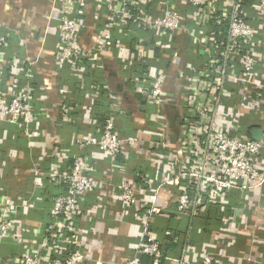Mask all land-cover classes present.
Listing matches in <instances>:
<instances>
[{
	"label": "crops",
	"instance_id": "0c3cea01",
	"mask_svg": "<svg viewBox=\"0 0 264 264\" xmlns=\"http://www.w3.org/2000/svg\"><path fill=\"white\" fill-rule=\"evenodd\" d=\"M97 3L84 2V9L88 11L85 12L86 28L80 37L85 45L89 44L92 33L100 32L107 23L106 3L99 2V7ZM143 4L145 12L155 15L166 9L165 2L156 0H145ZM178 8H183L181 1ZM241 13L255 27V42L260 45L259 53L264 59V18H259L256 1L241 0ZM0 22L4 23L0 26V36L5 41L4 59L18 63L35 59L30 77L10 78L7 83L11 91H19L25 83L33 86L34 120L11 129L0 122V188L13 201L31 195L27 197L28 207L19 215L25 236L32 231H44L51 221L52 200L64 189L62 183L53 184L48 180L49 167H58L66 173L76 155L84 154L95 169L93 178L100 182L98 189L81 198L80 212L74 222L76 227L88 230V238L83 239L87 251L84 264H126L135 255L141 220L135 216L134 208L119 200L116 187L123 178L142 184L144 171L155 181L148 184L152 189L162 179L170 178L157 196L156 204L165 210L148 217L163 250L162 264H174L176 259L200 261L202 253H207L216 264H264V191L248 196L233 190L220 201L209 203L204 210L189 214L177 212L174 206L178 192L181 187L189 190L191 180L171 178L167 167L170 161L166 159L152 164L145 158L146 151L156 149L162 153L158 147L160 133L149 120L153 107L145 95L136 91V81L144 73L147 75L149 69L164 71L167 77L163 88L167 97L184 100L185 78L205 61L199 53L203 49L196 35L199 28L185 17L180 30L169 39H162L164 49L157 46L160 38L155 31L139 29L133 36L121 35L123 32L118 31L121 46L105 52L99 65L84 67L82 77L72 78L68 66L56 68L58 34L51 0H0ZM213 30L205 27L204 32L213 36ZM67 79H74L76 84H70ZM48 84L52 89L46 90ZM101 90L108 104L105 112L115 118L119 135L136 136L140 140L137 150L125 147L115 161L93 146L80 148L75 143L79 134H98L99 124L93 113L97 103L104 105ZM86 105L90 106V112L82 109ZM62 106L72 109L65 121L60 118ZM169 107L170 103L161 106L171 116L174 109ZM257 114L260 120L264 109ZM250 117H244V124L251 123ZM260 125H264V119ZM53 153L60 155L55 162ZM173 161L172 167L178 171V159ZM37 180L40 182L34 186ZM45 199H49L48 204ZM26 246L21 240L4 242L0 246V264L3 258L8 264L12 259H19ZM28 246L37 248L38 239ZM138 257L137 264H149L148 257Z\"/></svg>",
	"mask_w": 264,
	"mask_h": 264
},
{
	"label": "built area",
	"instance_id": "2783aa9c",
	"mask_svg": "<svg viewBox=\"0 0 264 264\" xmlns=\"http://www.w3.org/2000/svg\"><path fill=\"white\" fill-rule=\"evenodd\" d=\"M85 1L89 5V0H51L58 34L56 68L68 66L72 78L82 77L84 67L99 65L105 52L121 46L118 31L126 36H133L139 29L155 31L160 38L157 46L164 49L162 39H169L180 30L185 17L199 28L196 35L200 49L203 48L199 53L204 55L205 61L185 78L184 100L167 97L163 88L167 77L164 71L149 69L135 84L136 91L145 95V100L153 107L149 120L160 133L158 147L162 153L156 149L146 151L145 158L152 164L166 159L170 161L167 167L171 178L191 180L189 190L180 188L175 210L187 214L204 210L209 203L220 201L233 190L248 196L264 191V125H260L264 117L260 116L259 120L257 114L264 109V69H261L264 59L259 53L260 45L255 42L254 25L242 17L241 0H156L165 2L166 9L160 15L145 12V0H93L106 3L107 23L100 32L92 33L86 45L80 37L86 28ZM180 1L182 10L178 8ZM254 1L259 18H264V0ZM2 24L0 22V26ZM205 27H213L211 34L216 38L204 32ZM4 43L0 36V122L16 127L34 120V88L25 83L19 91H11L7 83L10 78L30 77L35 59L27 58L23 63L7 61L2 55ZM49 89H52L50 84L46 87ZM166 103L174 109L171 116L161 108ZM89 107L82 109L90 112ZM60 111V118L65 121L72 109L62 106ZM246 115L251 119L249 124L243 122ZM98 127L97 135H77V147L93 146L112 161L124 153L125 147L137 150L139 138L120 136L113 115H106ZM257 128L262 134L256 141L250 134ZM58 158L59 153H53L54 162ZM173 158L178 159V171L172 167ZM94 174L95 169L84 154L76 155L66 173L58 167H49L48 180L53 184L62 183L64 190L52 200L51 221L44 231H32L26 236L19 215L28 207L27 197L31 195L13 201L0 188V246L8 240H21L27 245L21 257L12 259L11 264L85 263L87 251L83 239L88 238V230L76 227L74 222L80 212L81 198L100 186ZM146 174L145 171L141 174L142 184L123 178L116 187L119 200L134 208L135 216L141 220L135 255L126 264H137L140 255L148 257L149 264L163 261L159 238L148 223V217L165 210L156 204L157 196L170 178L162 179L152 189L148 184L154 179ZM39 182L37 180L34 186ZM35 239H38V247L28 246ZM214 262L207 253H202L200 261L176 259L174 264H216ZM1 263L8 264L4 258Z\"/></svg>",
	"mask_w": 264,
	"mask_h": 264
},
{
	"label": "trees",
	"instance_id": "16d2710c",
	"mask_svg": "<svg viewBox=\"0 0 264 264\" xmlns=\"http://www.w3.org/2000/svg\"><path fill=\"white\" fill-rule=\"evenodd\" d=\"M68 78H70V77H68ZM67 81H68L70 84H76V83H75L76 81H75L74 79H67ZM98 84L101 85V86H103V85H102L103 83L98 82ZM73 86H74V85H73ZM100 95H101L100 98H102V100H104V101H103V102H104V105H100V104L97 103V105H96V109H94V113H95V116L97 117V122H99L98 124H99V125H102V121H103L104 117L107 115V112H105V111H106V105H108V104H107V100H106V98H105V92L101 90ZM61 185H62V184H61ZM63 190H64V189H63ZM63 190H62V191H63ZM62 191H61V192H62ZM46 200H47V201H46ZM48 200H49V199H45L44 202H45L46 204H48V203H49ZM42 203H43V200H42ZM209 211H210V210H209Z\"/></svg>",
	"mask_w": 264,
	"mask_h": 264
},
{
	"label": "water",
	"instance_id": "95a60500",
	"mask_svg": "<svg viewBox=\"0 0 264 264\" xmlns=\"http://www.w3.org/2000/svg\"><path fill=\"white\" fill-rule=\"evenodd\" d=\"M261 134H262V130L260 128H257L251 131L250 136L253 140L257 141L260 139Z\"/></svg>",
	"mask_w": 264,
	"mask_h": 264
},
{
	"label": "rangeland",
	"instance_id": "374dc122",
	"mask_svg": "<svg viewBox=\"0 0 264 264\" xmlns=\"http://www.w3.org/2000/svg\"><path fill=\"white\" fill-rule=\"evenodd\" d=\"M5 125H6L7 129H11V127L15 128V126H12V125H10L8 123H5ZM24 125H26V124H24ZM19 126H21V125H18L16 127H19Z\"/></svg>",
	"mask_w": 264,
	"mask_h": 264
}]
</instances>
